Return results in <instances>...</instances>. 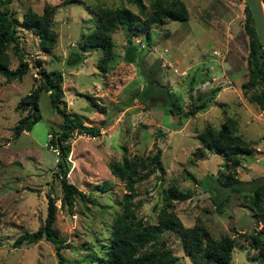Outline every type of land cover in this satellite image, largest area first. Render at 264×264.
Segmentation results:
<instances>
[{
    "label": "rangeland",
    "instance_id": "rangeland-1",
    "mask_svg": "<svg viewBox=\"0 0 264 264\" xmlns=\"http://www.w3.org/2000/svg\"><path fill=\"white\" fill-rule=\"evenodd\" d=\"M244 1L183 0L185 20L167 18L151 25L148 38L136 36L142 45L134 63L123 59L126 30L118 26L111 33L113 54L104 71L97 64L99 48L86 50L76 65L65 64V59L77 47L80 35L93 27V5H124L138 12L131 0L7 3L20 22L16 25L18 47L28 69L10 81L0 74V264H57L53 243L45 238L11 245L16 235L43 221L48 196L54 197L56 205L53 226L70 244L61 248L65 264H99L124 191L108 163L122 155L147 156L156 149L159 163L155 171L136 184V214L143 221L155 222L161 208H170L184 225L198 223L214 237L232 236L229 264H264L246 237L261 225L247 204L249 185L242 183L236 190L224 185L227 170L222 156L201 147L197 137L206 124L218 127L225 116L233 117L234 131L251 145L248 153L239 156L236 177H264V116L241 87L247 76L248 51ZM142 2L148 6L149 0ZM45 5L54 6L51 24L56 36L50 51L39 48L35 32L20 20L27 7L41 13ZM6 52L13 68L20 55L13 51L12 42ZM40 67L61 72L60 104L85 123L99 127L94 136L74 132L69 137L66 176L88 196L76 197L72 212L60 206L61 188L54 175L56 149L47 144L49 133L60 122L48 103L47 91L39 93V119L29 130L12 136V125L26 112L15 108L16 102L38 83ZM143 85L149 89L147 101L137 94ZM164 87L181 106L180 112L164 109ZM196 93L211 99L194 114L185 115L190 95ZM86 95L93 96L102 109L89 105ZM169 185L191 189L192 194L166 204L163 189ZM216 197L222 199L219 208L213 200ZM159 238L177 255L175 264H194L175 232L166 230Z\"/></svg>",
    "mask_w": 264,
    "mask_h": 264
},
{
    "label": "trees",
    "instance_id": "trees-1",
    "mask_svg": "<svg viewBox=\"0 0 264 264\" xmlns=\"http://www.w3.org/2000/svg\"><path fill=\"white\" fill-rule=\"evenodd\" d=\"M10 0H0V74L6 81L20 78L28 69V61L22 56L18 47V34L16 25L20 24L14 12L10 10L7 3ZM138 8L134 12L124 5L107 7L100 4L92 6L94 11L93 27L80 35L77 47L70 51L65 59V64L76 65L82 61L86 50L90 48L101 50L97 59L99 69L104 71L107 61L112 57L111 33L118 26L126 30L125 44L123 48V59L127 62H136L140 51L139 43L134 38L139 34L149 36L151 25L160 24L165 19L185 20L187 9L183 0H149L146 6L142 0H131ZM264 1V0H263ZM51 5H45L41 13H36L27 7L21 14V22L31 28L36 36L40 49L50 51L55 41V31L51 24ZM146 8V9H145ZM244 21L243 29L248 37V51L246 56L247 76L241 83L244 92H247V99L254 101L264 116V65L262 49L254 31L251 13L246 2L243 5ZM12 42L13 51L20 55L19 62L11 68L7 47ZM38 83L29 91L24 93L16 102L15 108L26 109L23 116H20L12 125V136L16 137L22 130H29L31 125L39 119L38 97L41 90L47 91L48 103L51 109L60 116V122L56 130H51L47 144L56 149V169L54 175L58 178L61 195L60 206L72 212L76 197L88 199V196L76 185L67 179V165L65 156L69 151V137L75 133H83L94 136L99 133L97 124H87L82 118L71 111H68L60 104L61 100V72L58 69L38 70ZM146 84L149 82L146 81ZM144 83V84H145ZM145 84V85H146ZM145 85L137 93L140 99L147 101L149 89ZM151 88V87H149ZM212 87L210 92L217 89ZM250 90V91H248ZM157 92V90H156ZM166 101L163 106L171 113H178L181 106L165 87L161 89ZM190 105L184 111L185 115H192L208 104L210 95L202 97V93L190 95ZM89 105L102 107L94 101L93 96L86 95ZM235 119L225 116L218 127L206 124L197 137L201 147L218 152L224 161L227 173L224 185L231 190H236L240 184H248L247 204L253 209L254 216L261 223L259 229L248 233L246 237L252 247L257 248V256L264 258V177H252L240 179L235 175V169L240 163L239 156L248 153L251 145L248 141L234 131ZM159 163V149L147 156L122 155L119 160L108 163L110 172L118 177L124 185L121 194L120 210L111 220V226L107 235L106 250L99 258V264H175L177 255L165 245V241L159 235L171 230L177 234L182 250L194 264H229L231 250L234 246L232 236L227 233L214 237L209 230L198 223L184 225L180 218L170 208H161L156 216L155 222L143 221L136 214L138 201H134L136 184L146 179L153 173ZM191 189H178L169 185L163 189V200L169 204L173 199L182 200L191 196ZM215 207L219 208L221 198L213 199ZM55 200L48 196L44 219L33 230H23L14 237L12 246H18L22 242L32 243L40 238H45L53 243L54 254L57 264H65L62 247L70 244L60 236L53 226L55 219Z\"/></svg>",
    "mask_w": 264,
    "mask_h": 264
},
{
    "label": "water",
    "instance_id": "water-1",
    "mask_svg": "<svg viewBox=\"0 0 264 264\" xmlns=\"http://www.w3.org/2000/svg\"><path fill=\"white\" fill-rule=\"evenodd\" d=\"M251 13L254 31L262 49V59L264 65V12L261 0H245Z\"/></svg>",
    "mask_w": 264,
    "mask_h": 264
},
{
    "label": "built area",
    "instance_id": "built-area-1",
    "mask_svg": "<svg viewBox=\"0 0 264 264\" xmlns=\"http://www.w3.org/2000/svg\"><path fill=\"white\" fill-rule=\"evenodd\" d=\"M261 5H262V8H263V12H264V1H263V0H261ZM136 38H137V37H135V38H134L135 42H137V43H139V44H140V41H139V40H137ZM140 45H142V44H140ZM164 50H166V49H164ZM213 52H215V53H216V51H215V50H213Z\"/></svg>",
    "mask_w": 264,
    "mask_h": 264
}]
</instances>
